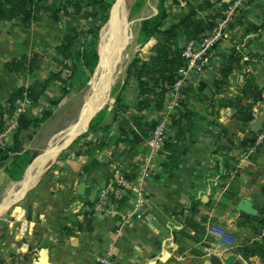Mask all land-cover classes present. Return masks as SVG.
Listing matches in <instances>:
<instances>
[{
	"label": "crops",
	"instance_id": "0c3cea01",
	"mask_svg": "<svg viewBox=\"0 0 264 264\" xmlns=\"http://www.w3.org/2000/svg\"><path fill=\"white\" fill-rule=\"evenodd\" d=\"M186 1V4L192 8L202 0ZM212 1L216 2L217 0ZM190 12H187L185 16ZM45 13L42 14L43 17ZM246 20L248 23L256 24L255 26L251 25V29L261 30L260 24L264 23V0L253 1ZM38 21L33 22L31 27H25L28 36H24L22 29L18 28L13 31L6 25L7 22L13 21L0 20V103L2 104H4L3 98L6 95L9 98L11 94V90L9 89L8 93L6 86L9 71L6 70L5 63L20 54L21 51L37 49L36 46L33 47L34 40L30 36L33 34V26ZM164 25H166L165 22ZM235 29V33L226 43L228 47L219 49L221 53L215 52L216 55L212 58L214 64L211 67V73L207 72L205 75H199L190 80L198 93L197 105L194 107L196 122L190 137L184 141L181 147V155L177 159L176 165L172 168L164 166L167 159L165 149L158 154H153L147 148L146 142L138 147L141 152L138 157L143 163L148 164L151 170L150 179L145 184L146 200L142 209L143 219L136 217L134 200L128 197L123 202L119 201L122 199L120 198L110 203L105 212L85 213L78 212L81 207L76 208L71 211V217L65 219L63 223H59L54 219L53 214L48 212L47 225L41 223L37 218V222L31 221L27 224L28 229L30 228L27 234L22 235L15 231L14 242H11L1 254L7 260L15 257L16 261H6L7 264H22L24 257H34L40 253L45 254L46 264H104L99 258L107 259L115 264H206L209 263L211 257V253L208 254L207 251L214 243V238L207 231V225L212 222L226 226L236 234L240 245V254H237L238 260L235 264H264V260L257 254L243 256L244 248L253 247L256 242L264 244V225L261 223L264 218V142L258 149L252 148L246 159L243 154L244 150L241 149L240 154L243 155H236L235 161L238 164L236 167L232 166L235 168L233 171L231 169L232 161L229 158L232 156L230 140L224 137L225 135L221 137L217 133L220 129L229 127L227 122L223 121L222 116L229 114V111L234 113L235 110L231 107L226 109L221 106L216 107V103L209 102L213 98L212 96L215 98L223 96L216 93L215 84V79L221 76L220 54L235 48L234 42L246 34L242 27L240 30L238 26ZM238 35L241 36L239 39H237ZM263 42L261 41L262 45L257 42L256 50L258 51L256 52L264 54ZM261 61L263 62L264 59ZM232 76H237L236 86L242 84L240 83L242 74L241 77L238 73H233ZM259 77H252L258 86L263 80ZM231 80L229 77V82H232ZM231 86L234 85L230 84L229 87ZM43 94L39 101H36L37 104L46 98ZM207 106L216 113V121L213 123L208 121L207 117H210L208 113L205 115L202 113ZM3 110L5 111L7 108L4 107ZM167 125H171L169 128L171 130L170 137H173L178 129L170 123ZM33 127L34 125H31L27 130L20 132L19 137L20 133H18L15 137H18L17 140L12 138L4 148H0V180L10 179L13 182L10 196L14 191L25 192L17 200L25 197L38 183L27 189L23 182L24 177L26 178L28 175H26V170L34 159L26 166L22 177L18 180L11 178L7 165L12 162L14 154L28 150L26 142L29 139L25 136ZM15 141L19 145V151L15 148ZM47 148L48 145L43 151ZM107 148L97 151V158L103 163L99 172L106 173L105 178L115 175L119 169L127 168L130 164L127 161L117 160L110 151H107ZM42 152L35 157H40ZM106 155L108 157L105 159ZM89 157V155L85 156V159L79 164L83 180L88 179L83 172V166L89 162ZM38 159L31 169L33 172L37 167ZM136 161L138 163H136L135 171L141 165L139 164L141 161L138 159ZM128 168L132 169L133 167ZM103 181L102 179L100 183L102 184ZM19 183L20 185H18ZM34 192L29 194H38L36 190ZM89 196L90 203L87 206L92 205L94 199L91 198V195ZM244 198H248L256 210V213L248 218L241 217L242 210L237 208L238 203ZM11 203L13 202L11 201ZM7 208L6 206L5 210ZM190 220L200 223L206 228V232L200 233L191 228L188 224ZM40 224L45 228L43 237L40 236L42 232L38 230ZM5 227L8 229V223ZM166 253H170V255L166 261H163L162 258ZM27 264H34V261L31 260Z\"/></svg>",
	"mask_w": 264,
	"mask_h": 264
},
{
	"label": "rangeland",
	"instance_id": "374dc122",
	"mask_svg": "<svg viewBox=\"0 0 264 264\" xmlns=\"http://www.w3.org/2000/svg\"><path fill=\"white\" fill-rule=\"evenodd\" d=\"M83 1L84 3H88L91 0ZM99 1L103 2V4H108L111 3L112 0ZM162 1L165 4L168 12V18L165 21V26H169L172 24V22L175 23V21L179 19L181 20V18L185 16L187 12L194 9V5L192 8L189 7V5L186 4V0ZM231 1L232 0L228 2ZM253 1L254 0H234L231 4L232 11L228 14L227 21L219 19L216 22V26L225 21L222 23L220 28L214 29V33L208 32L206 36H203L195 41L191 49L195 52V58L199 59L200 62L199 67H193V71L189 74V80H192L195 77L197 78L199 75H205L207 72L211 73V67L214 64L212 58L216 55L215 52L221 53L219 52V49H224V47L227 48L228 46H226V43L229 41V39H231L232 34L235 33V28L238 26L240 30L242 27L243 31H245L244 33L246 34L240 40L234 42V47L236 51H238V54L242 55L244 60H247L248 63L243 64L241 68H236L233 73H238L239 76L242 74V77H240L242 78L243 82L245 81V78L249 77L252 79V77H259V74H261V77L259 78L263 80L261 82L259 81L261 85L258 87L262 94V100L254 107L253 121H255L259 116L264 115V61H261L264 59V54L256 52L258 51L256 50V47H258L257 42H260V45H262L261 41H264V23L260 24L261 30L256 31L250 27L251 25L255 26L256 24L253 22L248 23L246 20V15L248 14L249 7L252 5ZM61 3V0L47 1V4L53 8L60 7ZM117 3L115 4L114 2L112 4L110 17ZM160 4L161 0H130V14L122 34L119 36V40L124 41L125 39L126 43L120 48V51H117L116 54H114V51H112L111 57L113 58L115 55H117L120 57V60L117 61L113 58L115 60H113V65L109 64L108 67L109 71H112L113 74H117V80L111 88L112 91H110L109 98L105 104L106 106L104 105V108L102 109L106 113L104 120L100 124V127L96 126V129L92 131H89V122L87 131L81 134L68 147L66 146V148L63 149V151L57 157L55 163L44 171L38 183L30 191L34 192L36 190V193H38L37 195L29 194V192L21 200L14 201L13 203L7 205L8 208L0 214V264H7L6 261H16L15 257L7 260L6 257L1 255L2 251L5 250L11 242H14L15 231L21 233L22 235L27 234L30 230V228L28 229L27 224L31 221H36L37 218L41 223L47 225L48 212L52 213L54 219L58 220L59 223H63L65 219L70 218L72 213L71 211L79 207H81V210H78V212H101L97 210L101 200V191L110 185L111 187H114V181H116V178L123 173L119 169L117 173L115 172V175L105 178L107 175L106 173L97 171L90 178L83 180L80 174L79 164L85 159V156L92 154V152H95L94 155L96 154L97 156L98 153L94 149L97 148L99 144L103 142L106 144L110 137L111 139L116 137L118 132L117 128L123 118H128L133 114H138L135 109V104L138 99L137 83L134 79H130L127 82V70L135 57L140 56L146 58L150 55L152 47L156 43V39H150L147 43L141 45L142 39L140 35V29L144 19L157 14ZM70 11H73V9L70 8ZM93 12L96 13L94 16L91 15ZM103 15V7L99 4L85 6L79 16H68L61 12L57 21L52 18L50 12H46L44 17L42 16L38 23H35L36 25L33 26L32 30L33 34L30 36V38L34 40L33 47L36 46L37 49L21 51L20 54L15 56L16 58H20L23 54H26L30 58H33V60H36V64L33 68L21 69L18 72H8L9 76L6 83L8 93L10 90L12 92L13 88L15 87H28L29 85L35 84L37 82H47L50 73L58 69L55 62L53 61V57L56 56L63 59L60 55H57L56 46L61 42V38L65 34L72 33L76 36L72 47L75 51L80 52L79 60L72 64L73 71L64 70V81L52 80L47 82L44 92L45 95L43 94L46 96V98H43L42 101L37 104L36 108L29 111L28 115H25L28 118H35L38 116L41 117L43 115V110L49 112V115L46 117V119L42 123L34 125V127L31 128L28 134L25 136L27 139H29L27 140L28 142H26L27 148L29 147L27 152H23L24 154H14L12 162L7 165V170L10 171V173L12 172V174L18 176L17 179L11 177L12 179H20L23 174V169L26 168L25 166L27 165L28 161L33 160L37 154L39 155L43 149L49 145L51 141H53L59 132L79 119V113H81L80 110H82L83 106L85 105V100L89 93L88 91H90L92 87V83L96 74V69L91 70L87 67L85 53L83 54L82 52L85 51V46L89 43L96 32L99 33V44L100 37L102 36L103 30L108 23H103ZM6 25H8L9 29L13 31L18 28L22 29L25 34L24 36H28V31L25 30V27L21 26L19 19H16L13 22H7ZM247 35L248 37H246ZM240 37L241 36L238 35L237 39ZM250 41L252 42L249 43ZM182 43L188 44L186 41H183ZM117 56H115V58ZM219 57H222V55L220 54ZM232 74L229 76L230 80L232 78V82H230V84L234 86L226 87V93L223 94L224 96L214 99L213 102L214 104H217L216 107H219L223 102H227L232 95L237 93V86L235 85L237 76H232ZM242 81H240V83H243ZM125 85L126 89H124ZM64 87H67L66 90H63ZM192 97H194V99H192L193 106L196 107L198 97L195 95H192ZM224 97L226 101H221V99ZM119 99H121V102H119ZM8 100V95H6L3 98L4 104L1 103L2 109H4V107H8ZM52 101H57V103L53 104ZM211 101L212 99H210L209 102ZM211 104L213 103L211 102ZM200 108L203 109V107ZM209 108L210 107L207 106V108H205L203 110L204 112L202 113L203 115L208 113L210 116L207 117L208 121L213 123L216 121V113H214V111ZM226 108L227 107L224 109ZM13 110L14 107L11 111H9L7 108V110H3L2 112L8 116L13 113ZM164 111L160 115L162 117V121L166 123L170 117L169 114L174 111V109L172 108L170 113L168 109L167 112L166 110ZM234 113L229 111V114L222 116L223 121L227 122V126L229 127L226 131L220 129L217 133L221 137L225 135L224 137L230 140L229 142L232 145L230 149L232 156H229L232 161L231 167H236L238 164L235 161L236 155L245 154L246 157L244 156V158L246 159L249 156L248 153L252 148L258 149V147L262 146L264 142V122L262 130L260 132H254L250 127V124L253 121L246 125L238 121L234 117ZM157 114L158 113L155 111H147V115L149 117H155ZM117 115L118 117L115 121L114 118ZM107 124H111L113 127H110L108 131H106L107 133L105 134L104 132V135H102L99 129ZM170 126L171 125H166L163 129L165 141H167L171 136V130H169ZM17 134L18 130L12 136L14 140L16 139L15 137ZM20 135L21 133L18 134V137ZM149 138L151 137L146 138L145 142ZM4 147L5 145L2 146V148ZM124 147V144L120 145L121 149H124ZM241 149L244 150L243 154H240L242 152ZM115 150L116 147L112 144L107 148V151H110V153ZM44 152L45 151H43L42 154ZM137 153L138 154H133L130 159H132V162L135 163H138L136 161L138 159L141 161L139 164H141L143 161L138 157L141 153L140 150ZM16 157L22 158L17 160ZM107 157L108 156L106 155L105 159ZM33 165L29 167L26 175H29ZM231 169L233 171L235 170L233 167ZM133 173L134 175L132 178L138 175V170L135 171L134 169ZM102 179L105 181L104 187H102L100 183ZM126 179L130 180L131 178L126 177ZM83 181L87 183L89 187H85L84 193L81 194L79 192V183ZM12 185L14 184L10 179H4L2 181L0 180V205L9 195L11 187H13ZM94 191H96L97 194L93 199L92 205L87 206L90 203L89 195H91ZM107 198L109 200L104 204L105 209L103 212H105L110 203L120 199V197H114L113 195H108ZM6 223H8V229L5 227ZM43 229L45 228H43L40 224L38 230L42 232L40 233L41 237L45 236L43 235ZM41 240L42 238L40 239V242ZM207 253H211V255L223 254L216 250L215 243L212 244ZM31 260L34 261V264H46V256L43 253H40L38 256L34 257H24L22 264H27Z\"/></svg>",
	"mask_w": 264,
	"mask_h": 264
},
{
	"label": "trees",
	"instance_id": "16d2710c",
	"mask_svg": "<svg viewBox=\"0 0 264 264\" xmlns=\"http://www.w3.org/2000/svg\"><path fill=\"white\" fill-rule=\"evenodd\" d=\"M47 1L48 0H0V20L14 21L19 19L21 26L29 27L33 22L40 20L42 14L45 12H50L52 18L57 21L61 12L68 16H79L85 6L99 4L103 7L104 11L103 23H107L110 18L112 4L114 2L116 4L118 0H112L111 3L108 4H103V2L99 0H91L88 3H84L83 0H61L62 3L60 7L57 8L48 5ZM233 1L234 0L226 2L217 0L214 2L212 0H202L199 4L195 5L193 7L194 9L184 18L170 26H165L164 22L168 17V12L165 4L161 0L157 14L143 20L140 29L142 39L141 45H144L152 38H155L157 42L153 46L148 57H135L127 70V82L130 79H134L137 83L138 99L135 104V109L138 114L123 118L117 128L118 132L116 137L113 139L110 137L106 144L103 142L94 149L98 151L109 147L111 144L114 145L116 150L113 151L112 154L116 159L120 162L127 161L130 163L128 167H133L132 169L128 167L121 169V172L125 174L126 177L132 178L134 175L133 170L137 167V164L130 159L131 156L133 154H138V147L145 142L146 138L151 136L161 123L160 115L158 114L164 110L168 96L175 90L176 84L180 80H187V85L180 89L181 97L179 99V106L176 108V112L171 116L170 120L171 124L176 126L178 131L173 137H169V139L164 142V149L166 150L165 155L167 157L164 166L166 168H172L176 165L177 159L181 155V147L184 141L190 137L192 128L196 122L192 103L194 97H192V95L198 97L196 89L192 86L189 79L185 78L183 73L189 68V58L185 55L186 44L182 42H189L206 36V34L212 31L216 26L217 20L225 18L226 11L229 10ZM70 8L73 9V11H70ZM95 14L94 12L91 13L92 16ZM75 37L76 36L72 33L65 34L61 38V42L56 46L57 55H60L63 59L56 56L53 57V61L58 69L50 73L47 82L52 80L64 81V70L73 71L72 64L80 58V52L75 51L72 47ZM98 41L99 33L96 32L85 46V51L82 52L83 54L85 53L86 65L91 70H95L99 62ZM221 62V76L215 79V84L216 93L223 95L226 93V87L230 86V74L234 69L241 68L243 64H247L248 61L244 60L243 56L238 54V51L233 48L227 53H222ZM35 64L36 60L23 54L20 58L15 57L6 62L5 68L9 72H18L21 69L33 68ZM47 82H37L28 87L21 86L13 88L8 100V110L11 111L14 102L22 98L25 94L32 100L39 101L40 97L45 92ZM66 88L67 87H64L63 90H66ZM124 89H126V85ZM212 97L215 98V96ZM213 98L211 101L212 103H214ZM261 100L262 94L258 84L248 77L245 78L242 84L237 85V93L232 95L227 102L221 103L220 106L233 108L235 110L234 117L238 121L248 125L254 120V107ZM221 101H226L225 97L222 98ZM119 102H121V99H119ZM52 103L56 104L57 101H52ZM2 111V105L0 103V129L4 126L3 118L5 114ZM147 111H155L158 114L155 117H149ZM105 114V111L101 110L91 119L89 131L95 130L96 126L100 127ZM48 115L49 112L46 110L43 111L41 117L28 118L22 115L18 133L27 130L31 125L42 123ZM117 117L118 115L115 116V121ZM110 127H113V125L107 124L101 127L99 131L104 135V132L106 134V131H108ZM86 129L87 127L83 131ZM223 130L226 131L227 128ZM121 144L125 145L124 149L120 148ZM15 148L19 151V145L16 141ZM94 153L95 152H92V154L89 155V162L83 166V172L87 175V178L93 176L95 172L100 171L103 165ZM21 158L22 157H16L17 160ZM31 161L32 160H29L27 165L31 163ZM24 170L25 168L23 172ZM9 174L15 179L18 178L17 175L12 174V172L10 173V171ZM94 181L97 182L96 180ZM126 197L128 196H123L119 201H125ZM261 223L264 225V218H262ZM188 224L197 232H206V228L195 220L188 221ZM252 254H257L264 260V244L256 242L253 247L243 249V256L247 257Z\"/></svg>",
	"mask_w": 264,
	"mask_h": 264
},
{
	"label": "built area",
	"instance_id": "2783aa9c",
	"mask_svg": "<svg viewBox=\"0 0 264 264\" xmlns=\"http://www.w3.org/2000/svg\"><path fill=\"white\" fill-rule=\"evenodd\" d=\"M232 11L231 6L229 7V10L226 11L225 18L221 20L227 21L228 14ZM218 21V20H217ZM224 21V22H225ZM222 22V23H224ZM215 26L212 31L214 33V29L220 28L222 25ZM216 37V36H215ZM196 40L189 41L188 44H186V51L185 55L189 58V68L184 71L185 78L189 79V74L193 71V67H199V59L195 58V52L191 49L192 45L195 43ZM190 81V80H189ZM187 80H180L175 87V90L170 93V95L167 98L166 106L164 110H169V113L172 111V108L174 111H172L169 114V119L164 123L162 121V117L160 114L163 113V111L158 114L160 115L161 123L157 127V129L151 134V138H149L146 141L147 148L150 150V153H160L161 150H164V142L165 137L163 135L164 132V126H166L168 123L171 124V116L174 115L176 112V108L179 106V99L181 97L180 89L181 87L187 85ZM14 110L11 115H4L3 121L4 126L0 129V148H2L3 145L8 143L13 137V135L17 132L19 125H20V118L22 115H28L29 111L37 107V102L32 100L27 94H25L22 98L18 99L13 104ZM165 112V111H164ZM264 137V136H263ZM151 176V170L145 162L139 167L138 169V175L134 178H131L130 180L126 179L124 174H120L116 181H114L113 185L114 187H107L106 189L102 190L100 193L101 200L97 207V210L103 212L105 209V203L109 200L107 197L108 195H113L114 197H120L128 196V198H131L134 200V206L137 211L136 217L139 219H143L142 215V209L145 204V184L150 179ZM207 231L210 236L214 238V243L216 245V250L218 252L223 253L224 255L228 254H240V245L238 244V238L236 234L229 229L226 226H223L218 223H209L207 225ZM99 260L104 264H115L107 259H101Z\"/></svg>",
	"mask_w": 264,
	"mask_h": 264
},
{
	"label": "bare ground",
	"instance_id": "6f19581e",
	"mask_svg": "<svg viewBox=\"0 0 264 264\" xmlns=\"http://www.w3.org/2000/svg\"><path fill=\"white\" fill-rule=\"evenodd\" d=\"M129 4L130 0H118L107 26L103 30L98 44L100 58L98 66L96 67L95 78L90 91H88L89 93L86 97L85 105L83 104V109L80 110L81 113H79V119L72 125L66 127V130L63 129L64 131L62 130L53 139V141L50 142L45 152L40 157H37L35 161L28 166L27 170L39 158L35 171H31L26 178L24 177L23 182L25 183L27 189H30L38 182L41 175L46 170L49 162L54 161L64 146L78 137L81 132L88 127L89 120L92 115H95L97 111L106 104L110 91H112L111 88L117 80V74H113L112 71H109L108 67L109 64L113 65L114 59L117 61L120 60V57L117 55H115L117 56L116 58L115 56L113 57L114 59L111 57L112 51L116 54L117 51H120V48L126 43L125 39L124 41H120L119 36L122 34L130 14ZM18 185H20V183ZM24 193V191H14L12 196L8 195L5 200H3L4 202L0 205V214L5 210L6 206L11 203V201L14 202L19 199L22 195H24Z\"/></svg>",
	"mask_w": 264,
	"mask_h": 264
},
{
	"label": "water",
	"instance_id": "95a60500",
	"mask_svg": "<svg viewBox=\"0 0 264 264\" xmlns=\"http://www.w3.org/2000/svg\"><path fill=\"white\" fill-rule=\"evenodd\" d=\"M98 53H99V52H98ZM99 58H100V53H99ZM97 66H98V65H97ZM103 108H104V107H102L100 110H98L97 113H99ZM97 113H96V114H97ZM96 114H95V115H96ZM95 115H93V116L91 117V119H92ZM91 119L89 120V122L91 121ZM263 122H264V115H261V116H259L255 121H253V122L250 124V127H251V129H252L254 132H260V131L262 130V127H263ZM87 128H88V127H87ZM86 131H87V129H86ZM59 133H60V132H59ZM82 134H83V133H82ZM76 139H77V137H76L74 140H76ZM74 140H73V141H74ZM73 141H72V142H73ZM72 142H71V143H72ZM71 143H69V144L67 145V147H68ZM36 158H37V157H35L34 160H33L32 162H34ZM56 159H57V158H56ZM56 159H55L54 161L50 162V163L47 165L46 169L49 168V167H50V166L56 161ZM87 186H88L87 183L82 182V183L80 184L79 192H80V193H84V191H85V187H87ZM101 186H102V187L105 186V181H103V183L101 184ZM96 194H97L96 191H94V192L91 194V198H92V199L95 198ZM237 208H238L239 210H242V211L240 212V215H241V217H243V218H248V217H250V215L256 213V210H255V208H254V206H253V203H252L248 198H244V199H242V200L238 203ZM169 255H170V253H166L165 256L162 258V260H163V261H166V260L168 259ZM237 260H238V255L235 254V253L228 254V255H224V254H221V255L212 254L211 257L209 258V263H206V264H235Z\"/></svg>",
	"mask_w": 264,
	"mask_h": 264
}]
</instances>
